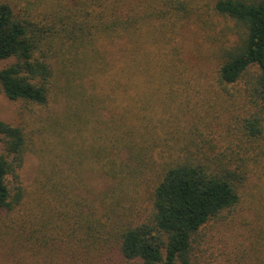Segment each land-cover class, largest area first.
I'll return each instance as SVG.
<instances>
[{
  "label": "trees",
  "instance_id": "1",
  "mask_svg": "<svg viewBox=\"0 0 264 264\" xmlns=\"http://www.w3.org/2000/svg\"><path fill=\"white\" fill-rule=\"evenodd\" d=\"M0 92L35 113L0 119V213L29 247L200 264L264 197V0H0Z\"/></svg>",
  "mask_w": 264,
  "mask_h": 264
},
{
  "label": "rangeland",
  "instance_id": "2",
  "mask_svg": "<svg viewBox=\"0 0 264 264\" xmlns=\"http://www.w3.org/2000/svg\"><path fill=\"white\" fill-rule=\"evenodd\" d=\"M31 110L25 101L10 99L0 92V119L23 124V118L35 119ZM38 165L36 156L31 155L25 167L28 179L34 177ZM97 176L92 177L94 188L103 189L102 178ZM261 194L258 190L257 198L246 200V207L243 205L236 214L226 212L216 222L208 235L213 248L205 254L211 263H205L204 257L200 264H256L258 256L263 258L264 250L257 252L255 248V243L260 242L257 244L260 247L264 244V197ZM20 213L24 212L0 213V264H144L126 259L118 252L89 255L81 249L67 247L63 241L29 247L18 235L25 223Z\"/></svg>",
  "mask_w": 264,
  "mask_h": 264
}]
</instances>
